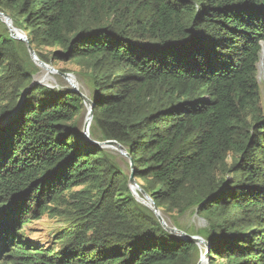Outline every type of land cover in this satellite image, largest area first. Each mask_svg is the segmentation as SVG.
I'll return each mask as SVG.
<instances>
[{
	"label": "trees",
	"instance_id": "16d2710c",
	"mask_svg": "<svg viewBox=\"0 0 264 264\" xmlns=\"http://www.w3.org/2000/svg\"><path fill=\"white\" fill-rule=\"evenodd\" d=\"M0 11L29 40L0 19V264L201 254L137 200L118 156L84 136L83 97L34 82L28 45L78 66L95 103L91 138L127 148L163 215L181 229L189 212L206 220L192 234L210 243L209 264H264V0H0ZM46 213L66 223L49 248L20 226Z\"/></svg>",
	"mask_w": 264,
	"mask_h": 264
},
{
	"label": "rangeland",
	"instance_id": "374dc122",
	"mask_svg": "<svg viewBox=\"0 0 264 264\" xmlns=\"http://www.w3.org/2000/svg\"><path fill=\"white\" fill-rule=\"evenodd\" d=\"M55 49L57 48L56 47L42 48V50L48 54ZM261 52H262L261 53L262 58L260 57V61L258 63V80L261 85V104L264 109V44ZM52 63H48V64L53 66L57 71L51 73L52 79H50L48 82L42 79L43 78L42 76L44 75V68L40 67L35 63V65L38 66V70L35 72L33 77L35 83H39L51 88L71 89L72 85L68 82V80L64 76L65 73H71L73 75L74 80L76 81L78 88L88 97H90L91 88L89 85L85 83L83 78L77 73L78 66L74 62L60 60L55 62L54 64ZM86 117H87V112L84 113L83 125L86 121ZM110 149L115 153V155L118 156V160L122 165V168L125 169L126 172L130 173L131 169H130L129 159L126 156L121 155L115 149L113 148ZM145 201L146 200L142 197V202L145 203ZM163 217L170 226H175L172 220L166 214L163 215ZM178 220L182 224L183 228L181 229L178 228L177 226L175 227L184 230L190 234L195 233L196 231L206 228L208 226L206 220L203 217L199 216L197 213L189 212L184 216H180ZM20 226H21V230L24 232V238L37 242L41 247L49 248L56 246L58 244L56 242H58L61 236V232L63 228L66 226V223L60 217H53L52 215L46 213L42 215L39 219L33 220L31 221V223L30 222L25 223L24 225H20ZM193 235H198V234H193ZM197 246L201 253L200 256H202V254L205 252V245L200 243L197 244ZM200 256L197 264H199V262L201 261ZM207 264H209V260Z\"/></svg>",
	"mask_w": 264,
	"mask_h": 264
},
{
	"label": "water",
	"instance_id": "95a60500",
	"mask_svg": "<svg viewBox=\"0 0 264 264\" xmlns=\"http://www.w3.org/2000/svg\"><path fill=\"white\" fill-rule=\"evenodd\" d=\"M0 19L9 28L12 37L17 38V39L22 40V41H25L26 43H29L27 35L24 33V31H22V30H20V29H18V28L13 26L12 19H11V17L8 14L0 11ZM15 30H17V32ZM28 50H29V53H30V56H31L32 60L37 65H39L40 67H43V68L44 67H50L52 72L57 71L53 66H51L48 63H46L45 61L41 60L38 57L36 51L34 50V48L31 45H28ZM64 76L66 77V79L69 82H72L71 81V77L73 75L71 73H65ZM71 90L79 93L83 97L85 106L87 108L86 121H87V119L92 120V118H93V109H94V104H95L94 101L90 97H88L86 94H84L78 88V86L75 85V84H72ZM86 121H85L84 126H83V134L89 141H91L93 144L98 145V146L103 147V148H113L116 151H118L121 155L126 156L129 159L130 169H131L129 185H130V188H131L132 192H133V186H136V187L141 189L143 195L148 200L151 201L152 205H147L144 202H142V203L153 210V212L155 213V215L159 219L160 223L169 232L175 234L179 238H182V239H185V240H188V241H193L196 244H200V243L204 244L205 245V252L202 254L201 258L202 259H206V261L208 263L209 253H210V243L206 239H204L202 236H200V235H193V234H190V233H188V232H186L184 230L178 229L175 226H170L166 222V220L164 219L163 214H162L161 210L158 208V206L155 204V201L152 199V197L143 188H141L140 184L138 183V181L136 179V175H135L136 174L135 164H134V161H133V159L131 157V154L128 152L127 148L123 144H121L120 142H118L116 140H105V141L93 140L91 138V136H90V125ZM133 194H134V192H133ZM134 196H135V194H134ZM137 200H139V199H137Z\"/></svg>",
	"mask_w": 264,
	"mask_h": 264
},
{
	"label": "bare ground",
	"instance_id": "6f19581e",
	"mask_svg": "<svg viewBox=\"0 0 264 264\" xmlns=\"http://www.w3.org/2000/svg\"><path fill=\"white\" fill-rule=\"evenodd\" d=\"M16 32H17V30H15ZM262 53V52H261ZM263 55V54H262ZM262 58V57H261ZM51 73H52V70L50 69V67H44V75L42 76L43 78V80H46L47 82L50 80V79H52V76H51ZM54 80V79H53ZM71 81L72 82H69L71 85L72 84H75V85H77L76 84V81L74 80V78H73V76L71 77ZM91 121L92 120H90V119H87V123H89V125H91ZM133 192H134V194H135V196H136V198L137 199H139L141 202H142V197L146 200L145 201V203L148 205V204H150V205H152V203H151V201L150 200H148L144 195H143V193H142V191H141V189L140 188H138V187H136V186H133ZM143 195V196H142ZM199 264H207V261H206V259H202L201 258V261L199 262Z\"/></svg>",
	"mask_w": 264,
	"mask_h": 264
}]
</instances>
